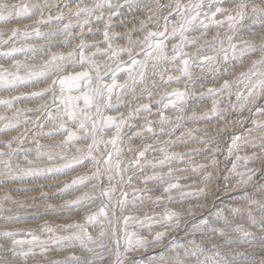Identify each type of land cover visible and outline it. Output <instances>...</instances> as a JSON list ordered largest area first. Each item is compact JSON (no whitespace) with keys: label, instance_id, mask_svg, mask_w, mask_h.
<instances>
[{"label":"snow or ice","instance_id":"6c2138e0","mask_svg":"<svg viewBox=\"0 0 264 264\" xmlns=\"http://www.w3.org/2000/svg\"><path fill=\"white\" fill-rule=\"evenodd\" d=\"M63 2L75 22L69 18L67 23H63L65 15L62 9L53 17L51 9L58 8V5L50 4L49 0H44L43 3L39 0L0 2L2 24L38 17L33 20L32 25L12 28L7 38H4L5 33L0 30V48L11 45L6 51H0V58L11 62L8 67L0 64V92L9 93L7 97L0 96V106L5 109L0 112V133L16 131L21 124H33L42 130L45 124L51 121L53 127L59 131H49L44 135L49 139L64 135V139L58 143L45 145L35 140L37 133L33 132V142L37 145L35 159H28L33 153L21 148L28 136L27 128L10 140L0 141V166L3 168L0 171V185L5 186L3 199L0 200V239L5 243L0 244V252L11 257L0 258V264H41L42 261H48V264H94L95 260L104 264L105 253L97 252L91 247L93 244H98L100 249L107 247L104 243H98L97 237L89 231L90 227L97 226L100 228L99 237H104L109 230L111 232L115 245L114 249L109 247L107 251L108 256L115 257L111 264H144L143 261L130 257H134L137 252H148L150 248H160V251L151 256L147 264H250L251 258L243 250L245 246L252 250L259 248L262 256L258 264H264V31L257 33L252 28L245 29L262 37L259 44L254 40L240 38L245 22L259 24L264 30V0L259 4L252 3L251 0H169L167 4L161 3L160 0H150L146 6L149 15L146 20L140 21V28L119 37L111 31L113 17L118 16L125 7L129 11L139 9L143 0H124L123 4L119 3V0L115 4L112 0H94L92 4H84L80 0L74 6L69 4L68 0ZM153 2L155 7H152ZM228 4L234 7H227ZM105 9L108 10L106 18ZM46 10L48 16L45 18ZM53 20L62 24V28L42 33L39 25H51ZM93 20L98 24L102 23L103 28L92 32ZM149 23L155 26V30L148 28ZM225 26L227 31L221 36V30ZM74 28L78 29V37L73 35ZM86 31L92 36L102 35L103 40L88 43ZM213 31L215 34L211 39H206ZM136 33L144 35L133 40L132 37ZM57 36L67 37L63 41L65 47L75 38L79 39V43L66 54H49L45 49L53 47L51 44L16 45L17 39L27 41L35 37L47 40ZM115 39H127L128 44L114 46ZM89 49L95 51L89 52ZM19 54H23L25 58L16 59ZM45 56L49 58L44 59ZM254 56L258 58L252 59ZM97 57L104 59L98 60ZM248 59H251V64L247 70L236 74L237 66L243 67L244 61ZM36 60L41 61L40 65L35 64ZM77 68L81 70L71 71ZM197 69L200 75L196 74ZM205 74H210L214 83L221 80L223 83L218 88L208 87L206 92L198 97L200 100L212 98L210 110L200 115L193 111L191 116H187L185 113L189 101L196 95L192 86L200 83L203 87V83L207 82ZM230 76L234 78H225ZM48 81L51 83H47ZM45 83L47 86L39 91H20L22 88ZM173 84L179 87L171 90L161 88V85L170 87ZM157 95L159 98L153 101L152 98ZM46 96L50 97V102L44 100ZM215 97L228 100L235 97L236 103L230 104L229 107L240 114L238 122L243 131L233 135L226 157L227 159L234 156L231 171L237 174L238 183L233 189L225 190L244 189L245 191L232 199L242 200L247 207H241L239 204L217 207L214 204L207 213H203L201 210L209 208L207 197L212 195L206 188H199L196 192L185 191V187L196 188L197 185H181L179 177L171 167L167 173L155 172L157 167H164L173 158L178 159L184 153L169 152L165 147H161L159 150L163 157L158 163L146 161L153 168L151 175L145 174V164L141 162L149 150L148 147H143V150L136 149L135 158L127 161L123 154L125 151H134L131 145L127 144L128 141L141 139L145 133L155 135L153 121L150 119L153 115L160 117L159 124L172 125L169 136L183 126L181 122L185 119L196 122L213 117L225 119L220 112L221 100ZM145 99L149 102H143ZM27 100H41L42 103L36 109L17 106ZM122 109L127 111H121ZM168 109L177 113L175 124L164 116V111ZM34 111L41 113L43 121L41 116H37L35 120L28 118L26 113ZM142 113L147 115H141ZM244 113H248V117H244ZM137 119H142L144 124L140 130L131 131L136 127L133 121ZM217 127L220 135L227 130L226 126ZM125 129L131 131V135H128ZM160 131L161 134L164 133L163 127ZM171 143V140L164 141V144ZM201 143L209 145L206 150L211 155L206 159L210 163L198 165L192 171L205 172L204 183L207 184L212 178V173L207 169L215 168L218 163L216 153L220 151L219 141L201 140ZM82 144L84 146H81ZM212 144L216 146L212 147ZM46 148L61 150L43 151ZM242 148L259 151L240 155ZM22 151L28 167L22 168L19 163L13 165V160ZM73 152L77 154H72ZM86 164L93 167L91 176L78 174L70 180L62 181V186L57 188L54 197H48L46 193L41 192L40 197L31 199H58L69 196L86 185H90L92 189L99 188L98 193L85 192L74 199L64 200L59 205H41L45 209L42 214H5L14 211L5 208V203L17 205L19 208L32 207L13 198L10 191H41L44 187L41 185L39 189L25 187L9 190L8 185L22 183L26 178L57 179ZM250 164L262 166L248 167ZM241 165L246 170L237 172ZM137 169L138 175H132ZM140 177V183L144 187H133V180ZM104 180L107 181L106 186ZM149 183L163 185L161 195L155 198L149 195L160 190L149 188ZM128 187H132L131 193L127 191ZM249 188L251 191H248ZM173 191L181 193L178 199L172 196ZM188 198L197 201L204 199L205 202L189 204L187 209L175 210L170 207L173 203H188ZM145 202L164 207L158 212L155 209L145 210L142 216L124 214L128 208H143ZM97 203L99 207L92 211L91 208ZM254 208L258 211V216L257 212L253 211ZM117 210L122 214L119 218L116 215ZM77 212H84V215L80 219L57 224L55 227L45 220L40 231L46 238L37 235L35 231L9 227L47 215L64 214L71 218ZM197 216V219H191ZM81 220L84 222H80ZM242 220L247 221V226L237 223ZM121 221L122 237L118 236V225ZM130 223L134 229L141 231H129ZM250 228L258 229L260 234L250 231ZM58 230L67 234H59ZM181 230L187 237L184 241L178 238ZM142 232H146V235L141 234ZM200 241L213 243L208 245ZM8 242L10 245L6 247ZM222 245H226L229 251L222 253ZM233 245L236 246L235 250H232ZM77 248L95 252V257L84 260L74 251L68 252L69 249ZM52 251L68 254L63 259L53 260L48 255ZM229 256L233 258L229 259ZM236 257L242 259H235ZM251 264L256 262L253 260Z\"/></svg>","mask_w":264,"mask_h":264},{"label":"rangeland","instance_id":"374dc122","mask_svg":"<svg viewBox=\"0 0 264 264\" xmlns=\"http://www.w3.org/2000/svg\"><path fill=\"white\" fill-rule=\"evenodd\" d=\"M1 1V0H0ZM9 1H15V2H17V0H9ZM50 2L49 3H53V5H54V1H56V4L55 5H58V8L57 7H55L56 9H51L52 11L53 10H59V7H60V9H61V7L62 6H64L63 4H64V2H63V0H49ZM53 1V2H52ZM120 2L119 3H121V4H123V2H124V0H119ZM239 0H237V2H238ZM253 0H251V2H252ZM262 1V0H261ZM77 2H80V0H68V3L69 4H72L73 6L75 5V3H77ZM82 2L83 3H87V4H92V3H94V0H91V2H90V0H82ZM112 2L115 4V3H117V0H112ZM149 2H150V0H143V2L141 3L142 5H140V8L139 9H133L132 11H129V9L127 8V7H125V8H123V9H121V11H120V13H119V15L118 16H114L113 17V19H112V21H117V25H116V27H117V29L121 32V35L119 34V35H116L117 37H119V36H124L125 35V33L126 32H129V29H130V31H134L135 29H138V28H140V21L141 20H146V18H147V16L149 15V13L147 12V10H146V6L149 4ZM160 2L161 3H164V4H167L168 2H169V0H160ZM185 2H187V0H185ZM227 7H234V5H232V4H228V5H226ZM152 7H155V3L153 2L152 3ZM65 10V7H62V10ZM63 10V11H64ZM52 11H51V13H52ZM48 11L46 10L45 11V13H44V15H45V18L48 16L47 13ZM107 12V13H106ZM107 14H108V10L107 9H105V18L107 17ZM141 14V15H140ZM147 14V15H146ZM65 16L67 15V14H64ZM136 15V16H135ZM137 15H139V16H137ZM251 15V12L249 11V16ZM132 17V18H131ZM219 18V17H218ZM220 18H222V17H220ZM122 21H121V20ZM66 20V19H65ZM54 22H56L55 20H53V22L52 23H54ZM162 23V22H161ZM92 24L93 25H95V27L96 28H92V32H94L95 31V29H96V31H98V29H102L103 28V24L102 23H97L95 20H93L92 21ZM101 24V25H100ZM121 24H123V25H121ZM29 25H32V24H29ZM249 25V26H248ZM43 25H39V27H42ZM98 26V27H97ZM127 26V27H126ZM134 26H137V27H134ZM247 26V27H246ZM251 26V27H250ZM131 27V28H130ZM239 27V26H238ZM148 28H150V29H152V30H155L154 28H155V26L152 24V23H149L148 24ZM247 28H252V29H254V31L255 32H257V33H259V32H261V31H264V30H262L261 28H260V26H259V24H252L250 21H248V22H245L244 24H243V26H242V31H241V33H240V37H242L241 39H253L257 44H259L260 43V41H261V39H262V37L261 36H259V35H253L252 33H249V32H247L245 29H247ZM123 29V30H122ZM128 29V30H127ZM10 30L11 29H9V30H7V31H5L4 33H5V37L4 38H7V35L10 33ZM30 31H31V29H29ZM125 30V31H124ZM127 30V31H126ZM260 30V31H259ZM9 31V32H8ZM73 31V35H74V37H78V35H77V33H79L78 32V29H73L72 30ZM95 31V32H96ZM111 31L113 32V33H115L114 32V29H113V27H112V29H111ZM223 31V32H222ZM227 31V26H225V28L224 29H222L221 30V36H223L224 34L223 33H225ZM259 31V32H258ZM76 33V34H75ZM243 33V34H242ZM90 34V33H89ZM89 34L86 32V36L88 37L89 36ZM139 34V35H138ZM215 33H214V31L212 32V33H210V35L208 36V37H206V39H211V36L212 35H214ZM144 35V33H136V34H134V37L136 36V37H142ZM245 35V36H244ZM248 35V36H247ZM97 36H99V37H102V40H103V36H101V35H97ZM63 36H57L56 37V39L57 40H59L60 38H62ZM65 37V36H64ZM63 37V38H64ZM96 37V36H95ZM244 37V38H243ZM35 37H33V38H31V39H34ZM60 39V41H58V42H56V43H43V39H38L37 40V38H35L36 40H33V43H38L39 45H36V46H44V45H47V44H51V45H53V47H51V49L53 48V49H60V50H63L64 49V44H63V41L67 38V37H65L64 39ZM255 38H257V39H255ZM31 39H29V40H31ZM29 40H27V41H25V40H23V39H17L16 40V45L17 46H20V45H22V44H27V42L29 41ZM116 40V41H115ZM115 40H113V44L114 43H117L118 44V40H120L121 42H123L124 41V45L123 46H126L127 44H128V41H127V39H115ZM260 40V41H259ZM35 41V42H34ZM21 44H20V43ZM237 42H239V41H237ZM59 43V44H58ZM74 43H76V44H78L79 43V39L78 38H75V39H72V42H71V44L69 45L70 47H75V45L76 44H74ZM19 44V45H18ZM55 44V45H54ZM60 45V46H59ZM74 45V46H73ZM115 45V44H114ZM62 46H63V48H62ZM68 46V47H69ZM8 47H11V45H8V46H5V47H3V48H0V51H6L7 50V48ZM102 47H106V46H104V45H102ZM170 47V46H169ZM66 48V47H65ZM50 49V50H51ZM50 50L49 49H45V51H47L48 53L50 52ZM189 51H192V49H188ZM194 50V49H193ZM21 55H23V54H21ZM24 56V55H23ZM98 58V60H103L104 59V57H97ZM102 58V59H101ZM125 59H127V57H125ZM0 60L1 61H5L3 58L1 59L0 58ZM40 60H36V62H39ZM251 60L249 59L248 61L247 60H245L244 61V64H243V67H244V69L245 68H248L249 66H250V64H251V62H250ZM6 63L7 62H9V61H5ZM31 62V61H30ZM35 62V63H36ZM245 62H247L248 63V66H247V63H245ZM10 63L11 62H9L8 64L10 65ZM40 63V62H39ZM8 65V66H9ZM7 66V67H8ZM247 66V67H246ZM239 66H237V68H238ZM244 69H243V71H244ZM247 70V69H246ZM196 74L197 75H200L199 74V70L197 69L196 70ZM206 76H207V83H213V81H212V77H211V75L210 74H205ZM211 77V78H210ZM157 80H159V78H156ZM49 82H51V81H49ZM220 82V81H219ZM219 82H215V83H219ZM203 85L205 86V85H207L206 84V82H204L203 83ZM172 86H174V84L172 85ZM172 86H170L171 88H172ZM196 86V87H195ZM169 86H167V85H161V88H168L169 90H171V88H170ZM175 87H179L178 85H175L174 86V88ZM193 87V89H195V93H196V95L195 96H193V98H192V100H190V102H189V104H188V106H187V111H189L190 109H191V107H197V108H202L203 109V107L206 105V103H208V101L210 100H212V98H207V99H204V100H200V99H198V97H199V95L201 94V93H199L200 92V90L201 89H203L204 87H201V84L200 83H197V84H195V85H193L192 86ZM197 87H201V89H199V88H197ZM233 91H235V89H233ZM57 92H58V90H57ZM199 94V95H198ZM216 99H220L221 100V104H220V106L222 105V106H224V107H220V112H221V114L222 115H224L225 116V119H223V120H221V119H218V118H216V117H213V118H211V119H205V120H201V121H199V122H196V121H193V120H187V119H185L184 121H182L181 123H182V127L180 128V129H178L175 133H173L171 136H169L168 135V132H169V130H170V128H171V124L169 125V124H166V125H161V124H159L158 122H157V120H152L153 121V124H152V126H153V128L155 129V135H153V134H149V133H145L144 135H143V137L141 138V139H132V140H130V141H128L127 142V144H130L131 145V147L133 148V150L134 151H132V152H128V151H125L124 152V154H123V158L127 161V160H130V159H134L135 158V156L137 155V153H136V149H139V150H143V147H148V146H150V145H152L151 147H148V151H147V153H145V158L141 161L142 163H144L145 164V169H146V173L145 174H147V173H149L150 171V168H148V166H147V163H145L146 162V159L147 158H151V157H161L163 154L162 153H159L158 152V150L157 151H155V153L153 152V153H151L150 152V150L152 149V148H157L158 146L159 147H161V146H164V145H166V144H163L164 143V140L165 141H167V140H171L172 141V143L171 144H169V145H171V146H177V145H180V146H183V147H186V146H188V145H191V144H193L194 142H196L197 144H200V145H202V144H205V143H201V140H208L209 139V141H213V140H218L219 141V143H222V144H220L219 145V148H220V151L219 152H217L216 153V159H217V161H218V163H217V166L215 167V168H213V173H212V178L210 179V180H208V182H207V184H205L203 181H204V178H201L202 177V173L204 174V172H195L194 173V171H191V169H193V168H195V167H190L189 168V166H191V165H193V164H188L189 163V161H191V160H193V159H188L189 157H191L192 155H200V153L201 154H207L209 151H207L206 149L209 147V145H207L208 147H206V149H204V150H202V151H199L198 153H195V154H193V153H187V152H185L184 153V155L182 156V157H180V158H174V159H172L170 162H168V163H166V165H165V167L167 168V167H174L175 165H183V164H186L187 166L184 168V169H187V171H176V173L175 174H178V173H184L185 174V176H186V174H187V176L186 177H184V178H186V179H182V180H180L179 179V182L182 184L183 182L185 183L187 180H195V183H197L196 185H198L199 186V182H200V184H201V182H202V184H205V185H208V183L209 184H211L213 181H214V179H215V181L217 182V184L219 185V190L218 191H209L212 195H210L209 197H207V202H208V205H209V208L208 209H203V210H201L203 213H207L208 212V210L210 209V208H213V205L215 204V206H217V207H225L226 205H232V204H239L241 207H247V204H245L242 200H233L232 199V197L233 196H237L240 192H242V191H245L244 189H235L234 191H226L225 189H233L234 188V186H235V184L236 183H238V177H237V174L235 173V174H232V175H230V176H227V171H229V169L231 168V164L234 162V156L232 157V158H227L226 159V157H227V155H228V147H229V143H228V141H227V139H226V137L228 138H230V137H233V135H238V134H240L242 131H243V129H242V127H241V125H240V123L237 121L238 119H239V116H240V114L239 113H237V112H234L232 109H231V107H229V105L230 104H234V103H236V101H235V97H232V101L231 100H228V99H225V98H222V97H215ZM209 101V102H210ZM234 101V102H233ZM50 102V101H49ZM229 102V103H228ZM204 103V104H203ZM196 105V106H195ZM202 105V106H201ZM201 106V107H200ZM2 107V106H1ZM3 108V107H2ZM38 108V107H37ZM205 108V107H204ZM226 110H225V109ZM4 109V108H3ZM34 109H36V108H34ZM222 109H223V111H222ZM171 111V112H170ZM186 111V112H187ZM33 115H38L39 114V116H41V113H38V112H33L32 113ZM142 114H145V115H147L146 113H142ZM169 115V118H170V120L172 121V124H175V117H176V115H177V113L174 111V110H171V109H168V110H165L164 111V115ZM186 114V113H185ZM239 114V115H238ZM244 115V117H248V113H244L243 114ZM154 116H158V115H154ZM173 116V117H172ZM152 117V116H151ZM150 117V118H151ZM159 117V116H158ZM168 118V117H167ZM44 119V117L43 116H41V120H43ZM228 120V121H227ZM235 120V121H234ZM159 121V120H158ZM237 121V122H236ZM174 122V123H173ZM194 123V122H196L198 125L200 124L202 127H200V128H198L197 130H196V132H195V134L196 135H191L190 133H183V135L181 136V134L180 133H182L183 131H184V127L188 124V123ZM208 122V123H207ZM184 123V124H183ZM203 124V125H202ZM32 126V128H31V126ZM47 125V126H46ZM205 125V126H204ZM224 125V126H223ZM227 125V126H226ZM21 126L23 127H21L22 129H24V127L25 128H27V130H28V136H27V138L25 139V141H24V143L25 142H33V135H32V133L33 132H38L37 133V137L35 136V140H39V138H43V137H46V135H44V134H46L45 132H47V131H50V130H52V131H59V129H56V128H54L53 127V124H52V122L51 121H49L48 123H46L45 124V126H44V128L42 129V130H40V129H38L35 125H33V124H28L27 126H25V125H22L21 124ZM157 126H158V128H157ZM162 126H163V129H164V133L163 134H161V131H160V129L162 128ZM204 126V127H203ZM217 126H220V127H227V130H226V132L223 134V135H220L219 134V128L217 127ZM232 126V127H231ZM234 126V127H233ZM239 126H240V128H239ZM51 127V128H50ZM167 127V128H166ZM157 128V129H156ZM166 128V129H165ZM53 129H55V130H53ZM200 129H203V131H201ZM31 130V131H30ZM183 130V131H182ZM217 130V131H216ZM238 130V131H237ZM240 130V131H239ZM23 131H25V129L23 130ZM23 131H21V133L23 132ZM125 131L128 133V135H130L131 134V131H129L128 129H125ZM158 131V132H157ZM166 131V132H165ZM234 131V132H233ZM42 132V133H41ZM231 132V133H230ZM197 133H198V135H201L200 137L197 135ZM41 134V135H40ZM179 134H180V136H179ZM203 134V135H202ZM218 134V135H217ZM20 135V134H19ZM147 135V136H146ZM180 137H178V136ZM166 138H165V137ZM215 136V137H214ZM154 137V138H153ZM157 137V138H156ZM159 137H160V139H159ZM38 138V139H37ZM47 138V137H46ZM143 138H145V139H143ZM164 138V139H163ZM200 138V139H199ZM202 138V139H201ZM208 138V139H207ZM217 138V139H216ZM32 139V140H31ZM143 139V140H142ZM161 140V141H160ZM200 142H199V141ZM158 141H160V143L158 142ZM156 142V143H155ZM23 143V144H24ZM56 143H58V142H56ZM133 143V144H132ZM51 144H53V143H51ZM127 144L125 145V147H127ZM158 144H160V145H158ZM162 144V145H161ZM188 144V145H187ZM186 145V146H185ZM213 145V144H212ZM211 145V146H212ZM14 147H15V145H13ZM135 146V147H134ZM21 147H23V146H21ZM47 149V148H46ZM246 150V151H249V149L251 150L252 148H242L241 150H240V152L239 153H241V151L242 150ZM61 150V149H60ZM258 150V149H257ZM252 151H253V149H252ZM259 151V150H258ZM31 152H33V151H31ZM196 152V151H195ZM207 152V153H206ZM162 154V155H161ZM153 155H156V156H153ZM161 155V156H160ZM20 156H22V155H18V157H20ZM29 156H32V157H34L35 155H34V153H33V155H29ZM226 156V157H225ZM18 157H16V158H18ZM202 157V156H201ZM225 157V158H224ZM200 158V157H199ZM222 158V159H221ZM35 159V158H34ZM15 160L16 159H14L13 160V165L15 166L17 163H15ZM24 160L25 159H23V160H20V161H18V163H20V164H25V166L26 167H28V165L24 162ZM145 160V161H144ZM220 160V161H219ZM177 162V163H176ZM230 162V163H229ZM250 167L251 166H253L252 164H250L249 165ZM248 166V167H249ZM254 166L255 167H261L262 165L261 164H254ZM84 167H87L88 169H89V172H92V170H93V167H92V165L91 164H87V165H85ZM197 167V166H196ZM222 167V168H221ZM218 169V170H217ZM238 171H241V170H246V169H244V167L241 165V166H239L238 167ZM3 170V168L0 166V171H2ZM157 170V169H156ZM138 172H139V170L137 169L136 171H134V172H132L131 174L132 175H134V176H136V175H138ZM186 172V173H185ZM217 172V173H216ZM226 172V173H225ZM191 174L193 175V176H191ZM216 174V175H215ZM190 175V176H189ZM226 175V176H225ZM201 176V177H200ZM216 176V177H215ZM224 176H225V178H227V179H225L224 178ZM235 177V178H234ZM190 178H192V179H190ZM203 179V180H202ZM235 179V180H234ZM137 180L138 179H134L133 180V182H132V186L133 187H135L134 185L135 184H133V183H135V182H137ZM139 181V180H138ZM225 181V182H224ZM107 185V181L106 180H104V185ZM154 184V185H153ZM201 184V185H202ZM227 184V185H226ZM105 185V186H106ZM149 185H153L152 186V188H159L161 191H162V187H163V185L161 186V184H158V183H149L148 184V187L150 188V186ZM3 186V185H2ZM90 186V185H89ZM144 187V185L143 184H140V186L138 185V186H136V187H140V188H143ZM158 186V187H157ZM161 188H160V187ZM222 186V187H221ZM230 186V187H229ZM207 190L209 189V185L207 186V188H206ZM81 190V188L79 189V191ZM99 188H97V193L99 192ZM221 190V191H220ZM127 191L128 192H132V187H128V189H127ZM198 191V190H197ZM224 191V192H223ZM248 191H251V188H249L248 189ZM90 192H96V189H92L91 188V186H90ZM154 192V191H153ZM176 191H173L172 192V194L173 193H175ZM216 192H218V193H216ZM76 193V192H75ZM152 193V192H151ZM151 193H149V195L151 194ZM215 193V194H214ZM74 194V192L72 193V195ZM175 197H174V196ZM172 196L174 197V199H178L180 196H176L175 194H173ZM232 195V196H231ZM257 196H258V194H256ZM130 198H132L131 197V195H129V199ZM97 200H99V197H97ZM35 201V200H34ZM37 201V200H36ZM188 203H185V204H180L181 205V207H179L178 208V210H180V209H187V207H188V205L190 204V202H191V204L192 205H195L196 203H203V202H205L203 199H201L200 201H197V200H193V199H191V198H188ZM147 203V204H146ZM177 205H179V203H176ZM151 205V206H150ZM14 207H12L11 209H13L14 211L12 212L13 214H18V215H21L20 213H16L15 211H17L16 209H18V210H20L21 208H19L18 206H16V205H13ZM33 206H35V204H34V202L32 203V207H30L29 209H27V210H30V211H34V215L35 214H37V213H39L40 211H37V210H40V209H42L43 211L42 212H44L45 210H44V208H42V207H33ZM95 206H97V207H99V203H97ZM161 206V207H160ZM159 207H156V206H154V205H152L151 203H149V202H145V204H144V207L143 208H128V209H126V211H125V213L126 214H130V215H143V211H145V210H148V209H155V211H160L161 209H162V207H164L163 205H160ZM134 211V212H133ZM142 211V212H141ZM253 211L254 212H257V216L259 215L258 214V211L254 208L253 209ZM42 212H40L41 214H42ZM131 212V213H130ZM39 213V214H40ZM124 213V214H125ZM6 215H7V213H5ZM13 214H9V215H13ZM25 216V214H22L21 216ZM116 215H117V217L119 218V217H121V212L119 211V210H117V212H116ZM198 215H199V213H198ZM29 216V215H28ZM60 216H64V215H60ZM198 218V216L197 217H193V218H191V219H197ZM29 221V220H28ZM244 223L246 226H247V221L246 220H242V221H237V223ZM15 225H18V224H13V225H10V226H15ZM20 225V224H19ZM1 226V225H0ZM38 228V229H37ZM118 228L120 229L119 231H118V236H121L122 237V235H123V225H122V221H121V224L120 225H118ZM132 229H134L133 227H132V225H131V223H130V225H129V231L130 230H132ZM138 231H141L140 229H138V228H136ZM40 231V229H39V227H36V232H39ZM155 230V229H154ZM250 231H253V230H256L257 232H255L257 235H259L260 233H259V230L258 229H256V228H250L249 229ZM41 233V232H40ZM183 230H181V232L178 234V238L181 240V241H184V240H186L187 239V237H185L183 234ZM42 235H44V233H42ZM96 237H97V241H98V243H104L105 245H107V247H105L104 249H100V248H97L98 247V244H93V245H91V247H93V248H97L96 249V251H103L104 253H105V256H104V262L106 263V264H111V262L112 261H114V259H115V257H114V255L113 256H108L107 255V251H108V248L109 247H111V248H115V245H114V243L112 242V239H111V232H110V230L106 233V235L104 236V237H99L98 236V232L96 233V235H95ZM99 237V238H98ZM5 242L3 239H0V242ZM1 243V244H4V243ZM201 243H204V244H208V245H210L211 243H213V241H200ZM123 243V241L121 240V244ZM165 243H168V241H165ZM216 243H219V241H216ZM232 247V250H235L236 249V246L235 245H233V246H231ZM107 249V250H106ZM70 251H74V252H78V251H81L79 248H77V249H75V250H73V249H69ZM244 251H246L247 253H248V255H249V257L251 258V260H250V264H251V261H255L257 264H258V262H259V260L261 259V256H262V253L260 252V249L259 248H256L255 250H252V249H249V248H247L246 246H245V248L243 249ZM250 250V251H249ZM160 251V248H156V249H149V253H152V254H157L158 252ZM229 251V248L226 246V245H222L221 246V252L223 253V252H228ZM55 254L56 256H49V258L50 259H52L53 258V260L54 259H57L58 257H59V259H62V258H64L66 255H67V252H63V253H58V252H55V251H52V252H50V254ZM257 253V254H256ZM61 254V255H60ZM137 254V255H136ZM135 254V257H130V258H136V259H138V260H141V261H144V264H145V262H147V261H145V259H144V256H145V252H139V254H138V252ZM2 255V256H1ZM48 255H49V253H48ZM139 255V256H138ZM5 256V257H4ZM139 257V258H138ZM260 257V258H259ZM0 258H7V259H11V257H10V255H8V254H4V253H2V252H0ZM229 259H232V257L231 256H229L228 257ZM235 259H242V257H236ZM43 262V263H42ZM41 262V264H48V261H47V263H46V261H42ZM147 264V263H146Z\"/></svg>","mask_w":264,"mask_h":264},{"label":"bare ground","instance_id":"6f19581e","mask_svg":"<svg viewBox=\"0 0 264 264\" xmlns=\"http://www.w3.org/2000/svg\"><path fill=\"white\" fill-rule=\"evenodd\" d=\"M61 1V0H60ZM166 1V0H165ZM0 2H6V3H15V1H9V0H1ZM33 2H36V0H33ZM39 2H41V3H43L44 2V0H39ZM50 2V1H49ZM53 2V1H52ZM90 2H91V0H90ZM120 2V1H119ZM239 2V1H238ZM262 1L261 0H253L252 1V3H261ZM51 4V3H50ZM53 4V3H52ZM56 4V1H54V5ZM84 4H87V3H84ZM91 4V3H90ZM64 5V4H63ZM142 5V4H141ZM62 7H64V6H62ZM62 7H61V9H62ZM52 9H56L55 7H53ZM59 9H60V7H59ZM64 10V9H63ZM137 10V9H136ZM52 11V10H51ZM57 12H58V9L57 10H53L52 11V13H51V15L53 16V17H55L56 15H57ZM48 13V12H47ZM107 13V12H106ZM64 14H67L66 16H65V19L66 20H64L63 21V23H67L68 22V19L69 18H71V19H73V22H75V18L74 17H70V13H69V11H68V9H66L65 8V10H64ZM48 15V14H47ZM141 15V14H140ZM147 15V14H146ZM136 16V15H135ZM137 16H139V15H137ZM132 18V17H131ZM220 18V17H219ZM223 18V17H222ZM35 19H38V17H34L32 20H24V21H19V22H17V21H12V22H10V23H7V24H2V23H0V30H2L3 32H5V31H7V30H9V29H12V28H15V27H20V28H23V26L25 25V24H33V20H35ZM121 20V19H120ZM122 21V20H121ZM101 25V24H100ZM111 25H112V27H113V29H114V32H115V34L116 35H121V32L117 29V27H116V25H117V21H111ZM121 25H123V24H121ZM62 24H60V23H57V22H54V23H52L51 25H43L42 27H40V29H41V32L42 33H46V32H49V31H58L60 28H62ZM249 26V25H248ZM98 27V26H97ZM127 27V26H126ZM134 27H137V26H134ZM247 27V26H246ZM251 27V26H250ZM94 28H96L95 27V25H94V27H93V29ZM131 28V27H130ZM112 29V28H111ZM155 29V28H154ZM99 30V29H98ZM123 30V29H122ZM128 30V29H127ZM126 30V31H127ZM95 31H96V29H95ZM94 31V32H95ZM125 31V30H124ZM129 31H130V29H129ZM242 31V30H241ZM260 31V30H259ZM258 31V32H259ZM9 32V31H8ZM87 32V31H86ZM97 32V31H96ZM223 32V31H222ZM127 33V32H126ZM76 34V33H75ZM89 34V33H88ZM224 34V33H223ZM243 34V33H242ZM77 35H79V33H77ZM139 35V34H138ZM102 36V35H101ZM245 36V35H244ZM248 36V35H247ZM64 37V36H63ZM62 37V38H63ZM141 37V36H140ZM62 38H60V39H62ZM65 38V37H64ZM63 38V39H64ZM86 38H87V42L88 43H93V42H97V41H102V37H99V36H97L96 35V37L95 36H92L91 34H89V36L87 37L86 36ZM133 40H135V39H137V37L135 36L134 37V35H133ZM209 38V37H208ZM240 38H242V37H240ZM244 38V37H243ZM60 39L59 40H57L56 39V37H53V38H51V39H47V40H45V39H43L44 41H43V43H56V42H58V41H60ZM245 39V38H244ZM249 39V38H248ZM255 39H257V38H255ZM33 40H36L35 38L34 39H31V40H29L28 42H27V44H30V45H39L38 43H33ZM38 40V39H37ZM249 40H253V39H249ZM116 41V40H115ZM260 41V40H259ZM35 42V41H34ZM118 42V44L117 43H114L113 45L114 46H117V45H119V46H123L124 45V41L123 42H121L120 40H118L117 41ZM20 43V42H19ZM21 44V43H20ZM59 44V43H58ZM74 44H76V43H74ZM19 45V44H18ZM23 45V44H22ZM55 45V44H54ZM21 46V45H20ZM60 46V45H59ZM74 46V45H73ZM62 48H63V46H62ZM51 49V48H50ZM49 49V50H50ZM73 49V47H64V49L63 50H60V49H51L50 50V52H49V54H52V53H55V54H59V53H67L68 51H71ZM193 50V49H192ZM89 52H92V51H95V49H89L88 50ZM25 57L23 56V55H21V54H19V55H17V57H16V59H20V60H23ZM49 58V56H45L44 57V59H48ZM100 58V57H99ZM256 58H258L257 56H254V57H252V59H256ZM2 59V58H1ZM98 59V58H97ZM102 59V58H101ZM249 60V59H248ZM247 60V61H248ZM251 60V59H250ZM10 62V61H9ZM9 62H5V61H1L0 60V64H3L5 67H7L9 64ZM36 62V61H35ZM40 63H41V61H39ZM39 62H36L35 64L36 65H40V63ZM251 62V61H250ZM245 63H247V62H245ZM247 66H248V63H247ZM246 66V67H247ZM243 69H244V67H238V68H236L235 69V73L236 74H238L240 71H243ZM247 68H245L244 69V71L246 70ZM81 69L80 68H77V69H71V71H80ZM175 74H177L178 75V73H175ZM158 78V77H157ZM211 78V77H210ZM226 79H229V80H231V79H233L234 78V76H230V77H225ZM47 83H51V82H47ZM47 83H45V84H40V85H37V86H35V87H26V88H22V89H20V91H23V92H33V91H39L41 88H44V87H46L47 86ZM223 83V81L221 80L219 83H207L206 82V84L207 85H203V89H201V87H197V88H199V89H201L200 90V92L199 93H203V92H206V90H207V88L208 87H220V84H222ZM172 86V85H171ZM175 86V85H174ZM174 86H172V88H174ZM196 87V86H195ZM171 88V87H170ZM196 89V88H195ZM194 89V90H195ZM58 90V89H57ZM15 94H17V93H12V95H15ZM9 95V93H4V92H0V96H3V97H7ZM199 95V94H198ZM159 98V96L157 95V96H154L153 98H152V100L154 101V100H156V99H158ZM44 100H48V101H50V97H44ZM210 101V100H209ZM208 101V103H206V105L203 107V109L202 108H197V107H191V109L189 110V111H187L186 112V115L187 116H191L192 115V112L193 111H195L196 113H197V115H200V114H202L203 112H205V111H208V110H210L211 109V107H212V100L209 102ZM232 101V100H231ZM143 102H145V103H147V102H149L147 99H145ZM190 102V101H189ZM234 102V101H233ZM42 103V101L41 100H27V101H24V102H21V103H18V107H21V108H31V109H34V108H37V107H39V105ZM229 103V102H228ZM204 104V103H203ZM196 106V105H195ZM202 106V105H201ZM200 106V107H201ZM222 106V105H221ZM220 106V107H221ZM222 107H224V106H222ZM225 109V108H224ZM155 108L153 109V111L155 112ZM226 110V109H225ZM5 111V109H3L1 106H0V112H4ZM121 111H127L126 109H122ZM222 111H223V109H222ZM35 112V111H34ZM171 112V111H170ZM33 112H31V113H26V115L28 116V118L29 119H32V120H35L36 119V117L37 116H39V114L38 115H33L32 114ZM112 114H115V113H112ZM9 115H11V113H9ZM141 115H145V114H141ZM239 115V114H238ZM165 117H168L169 118V115H164ZM173 117V116H172ZM159 118L160 117H156V116H152L150 119L151 120H157V122H158V120H159ZM170 119V118H169ZM175 120V119H174ZM43 121V120H42ZM228 121V120H227ZM235 121V120H234ZM238 121V120H237ZM236 121V122H237ZM133 123L136 125V127L135 128H133L131 131H137V130H140V128L142 127V125L144 124V121L142 120V119H137V120H135V121H133ZM174 123V122H173ZM208 123V122H207ZM184 124V123H183ZM23 125V124H22ZM166 125V124H165ZM170 125V124H169ZM203 125V124H202ZM31 126V125H30ZM47 126V125H46ZM205 126V125H204ZM203 126V127H204ZM224 126V125H223ZM227 126V125H226ZM22 127V126H21ZM19 128L18 130H16V131H12V132H9V133H7V134H3V133H0V141H5V140H10L12 137H14V136H17V135H19L20 133H21V131H23L24 129H25V127H24V129H22V128ZM28 127V126H27ZM163 127V126H162ZM200 127H202L200 124L198 125L196 122H194V123H188L185 127H184V131L182 132V133H190L191 135H196L195 134V132H196V130L198 129V128H200ZM232 127V126H231ZM234 127V126H233ZM31 128H32V126H31ZM51 128V127H50ZM157 128H158V126H157ZM156 128V129H157ZM167 128V127H166ZM165 128V129H166ZM239 128H240V126H239ZM33 129V128H32ZM45 129V128H44ZM41 130V129H40ZM53 130H55V129H53ZM31 131V130H30ZM50 131H52V130H50ZM58 131V130H57ZM198 131V130H197ZM217 131V130H216ZM238 131V130H237ZM240 131V130H239ZM47 132H49V131H47ZM47 132H45V133H47ZM158 132V131H157ZM166 132V131H165ZM234 132V131H233ZM36 133H38V132H36ZM42 133V132H41ZM231 133V132H230ZM181 134V133H180ZM180 134H179V136H180ZM41 135V134H40ZM66 135V134H65ZM131 135V134H130ZM151 135V134H150ZM197 135H198V133H197ZM203 135V134H202ZM218 135V134H217ZM147 136V135H146ZM178 136V135H177ZM178 136V137H179ZM199 137L201 136V135H198ZM37 137V136H36ZM165 137V136H164ZM215 137V136H214ZM154 138V137H153ZM157 138V137H156ZM166 138V137H165ZM180 138V137H179ZM38 139V138H37ZM64 139V135H58V136H54V137H52L51 139H49V138H46V137H43V138H39V143L40 144H45V145H47V144H51V143H56V142H59V141H61V140H63ZM143 139H145V138H143ZM142 139V140H143ZM159 139H160V137H159ZM164 139V138H163ZM200 139V138H199ZM202 139V138H201ZM208 139V138H207ZM217 139V138H216ZM226 139H227V141H228V143H229V146L231 145V139H232V137H226ZM32 140V139H31ZM219 140V139H218ZM161 141V140H160ZM160 141H158L159 143H160ZM165 141V140H164ZM199 141V140H198ZM208 141H209V139H208ZM131 142V141H130ZM200 142V141H199ZM156 143V142H155ZM133 144V143H132ZM164 144V143H163ZM220 144H222V143H219V145ZM158 145H160V144H158ZM162 145V144H161ZM188 145V144H187ZM208 144H202V145H200V144H197L196 142H194L193 144H191V145H188V146H186V147H183V146H180V145H177V146H171V145H169V144H166V145H164V146H161V147H165L169 152H175V153H185V152H187V153H193V154H195V153H198L199 151H202V150H204V149H206V147H208L207 146ZM21 146H23V147H21L22 149H23V151H33L32 153H35V150H36V147H37V145L34 143V142H25L23 145H21ZM81 146H84L83 144L81 145ZM152 145H150V146H148V147H151ZM216 145L215 144H213L212 145V147H215ZM135 147V146H134ZM161 147H155V148H152L151 150H150V152L151 153H155V151H157L158 150V152L159 153H162L159 149L161 148ZM5 151L7 150V149H4ZM23 151L19 154V155H22V156H20V157H18V158H15L16 160H15V163H18V161H20V160H23V159H25L24 158V155H23ZM43 151H60V149H58V148H52V149H43ZM196 151V152H195ZM253 151H257L258 152V150L256 149V150H254L253 149ZM252 149L250 150L249 149V151H246V150H242L241 151V153H239L240 155H250L252 152ZM129 152V151H128ZM147 153V152H146ZM207 153V152H206ZM72 154H77V153H75V152H73ZM156 154V153H155ZM163 154V153H162ZM161 154V155H162ZM160 155V156H161ZM211 155V153L210 152H208L207 154H201L200 153V155H192L191 157H189L188 159H193V160H191V161H189V165L190 164H193V165H191V166H189V168L190 167H195L196 168V166H198V165H201V164H209L210 163V161L209 160H207L206 159V157H208V156H210ZM153 156H156V155H153ZM202 156V157H201ZM228 156V155H227ZM163 157V155L161 156V157H151V158H147L146 159V161H151L152 163H158L159 162V159H161ZM200 157V158H199ZM226 157V156H225ZM224 157V158H225ZM28 159H34L35 158V156L34 157H32V156H28L27 157ZM174 159V158H173ZM222 159V158H221ZM234 159V158H233ZM145 161V160H144ZM220 161V160H219ZM58 163H61V161H57ZM21 163V162H20ZM19 163V164H20ZM146 163V162H145ZM177 163V162H176ZM230 163V162H229ZM187 164V163H186ZM186 164H183V165H175L174 167H171L173 170H174V172L176 173V171H181L182 169H184L187 165ZM87 165V164H86ZM232 165V164H231ZM20 166L23 168V167H26L25 166V164H20ZM147 166H148V168H150V172L149 173H147L148 175H151L152 174V172H153V168H152V166H151V164H149V163H147ZM2 167V166H1ZM232 167V166H231ZM250 167V166H249ZM251 167H255L254 165L253 166H251ZM168 168L169 167H157L156 169H155V172H158V173H167V171H168ZM222 168V167H221ZM147 169V168H146ZM245 169V168H244ZM218 170V169H217ZM239 169H237V172H243V171H245V170H241V171H238ZM191 171H192V169H191ZM207 171L208 172H211V173H213V168H208L207 169ZM91 173L92 172H89V169L87 168V167H78L74 172H69L68 173V175H66V176H60V177H58L57 179H49V180H32V179H28V178H26L22 183H14V184H10V185H8L7 186V189H14V188H25V187H27V188H32V189H39L40 188V186L41 185H44V187L42 188V190L41 191H30V192H19V191H10V195L13 197V198H16V199H19V200H21V201H23L25 204H27V205H32V203L34 202V204H35V206H33V207H41V205H44V204H48V203H51V204H56V205H59V204H61L64 200H69V199H74L76 196H80V195H82L83 193H85V192H90V186L89 185H86L85 187H82L81 188V190L79 191H76V193L74 192V194L72 195H69V196H64V197H61V198H58V199H48V200H43V199H37V201L35 200H32L31 199V197H40L41 196V192H43V193H46L47 194V196L48 197H54L55 195H56V193H57V188L58 187H61L62 186V184H61V182L62 181H64V180H70L72 177H74V176H76V175H78V174H87V175H89V176H91ZM186 173V172H185ZM195 173V172H194ZM202 173V172H201ZM217 173V172H216ZM226 173V172H225ZM232 174H235L234 172H232L231 171V168L229 169V171H227V176H230V175H232ZM177 177H179V179L180 180H184V179H186V178H184V177H186L187 176V174H186V176H185V174L184 173H178V174H175ZM202 175V177L201 178H205V172H204V174L202 173L201 174ZM216 175V174H215ZM190 176V175H189ZM191 176H193L192 174H191ZM226 176V175H225ZM225 176H224V178H225ZM216 177V176H215ZM235 178V177H234ZM140 179H142V177H140V178H138V180H137V182H135V183H133V184H135L134 186L136 187V186H140V184H142V183H140ZM190 179H192V178H190ZM203 180V179H202ZM235 180V179H234ZM204 182V181H203ZM225 182V181H224ZM191 184H197V183H195V180L193 179V180H187L185 183L183 182L181 185H184V186H187V185H191ZM201 184H202V182H201ZM200 184V182H199V186L197 185V187L196 188H188V187H185L184 188V190L185 191H191V192H196L197 190H199V188H207V186L209 185V189H208V191H218L219 190V185L217 184V182L215 181V179H214V181L211 183V184H209L208 183V185H205V184H202L201 185ZM237 184V183H236ZM235 184V185H236ZM48 185H52V187H48ZM106 185V184H105ZM154 185V184H153ZM153 185H149L150 186V188H152V186ZM227 185V184H226ZM162 186V185H161ZM143 187V186H142ZM154 187V186H153ZM158 187V186H157ZM160 187V186H159ZM222 187V186H221ZM230 187V186H229ZM161 188V187H160ZM163 188V187H162ZM128 189V188H127ZM152 189H159V188H152ZM238 189V188H237ZM221 191V190H220ZM96 192H97V189H96ZM161 190H159V191H154V192H152L150 195H152L153 196V198H155L156 196H159V195H161ZM224 192V191H223ZM4 193H5V186H2V185H0V200H2L3 199V196H4ZM130 193V192H129ZM216 193H218V192H216ZM173 194H175L176 196H180L181 195V193L180 192H175V193H173ZM172 194V195H173ZM215 194V193H214ZM174 196V195H173ZM232 196V195H231ZM175 197V196H174ZM131 199V198H130ZM204 200V199H203ZM189 202V201H188ZM147 204V203H146ZM190 204H191V202H190ZM17 206V205H16ZM151 206V205H150ZM4 207L5 208H12V207H14L13 206V204H11V203H5L4 204ZM161 207V206H160ZM170 207H172L173 209H175V210H178V208L179 207H181V205L179 204V205H177L176 203H173ZM30 207H27V208H21L20 210H18V209H16L17 211H15L16 213H22V214H25V215H29V216H32V215H34V211H30V210H27V209H29ZM43 208V207H42ZM97 206H93L92 208H91V210L92 211H96L97 210ZM163 208V207H162ZM152 209V208H151ZM211 209V208H210ZM45 210V209H44ZM37 211H40V212H42L43 210L42 209H40V210H37ZM39 212V213H40ZM134 212V211H133ZM142 212V211H141ZM144 212V211H143ZM43 213V212H42ZM131 213V212H130ZM10 213H7V215H9ZM11 214H13V213H11ZM21 214V215H22ZM41 214V213H40ZM126 214V213H125ZM62 215H64V214H62ZM84 215V212H77V213H75L71 218H68V217H66V215H64V216H56V215H47V216H42V218L41 219H30L29 221H27V222H25V223H21L20 225L18 224V225H15V226H9L10 228H13V229H18V228H22V229H25L26 231H28V230H31V231H35L36 232V227H39V229H40V227L44 224V222H45V220H47V221H49L50 222V224L53 226V227H55L57 224H66V223H70V222H72V220H76V219H80L82 216ZM135 215V214H134ZM24 216V215H23ZM199 216V215H198ZM80 222H84L83 220H81ZM239 223V222H238ZM241 223V222H240ZM0 227H2V225L0 226ZM38 229V228H37ZM132 230H136V231H138L137 229H132ZM132 230H130V231H132ZM155 230H158V229H155ZM154 230V231H155ZM39 231V230H38ZM89 231L90 232H92V234L95 236L96 235V233L98 232L99 233V231H100V228H99V226H97L96 228H89ZM41 231H39V232H36V234L37 235H40L42 238H46L45 237V235H42V232L40 233ZM58 232H59V234H62V235H66L67 233H64V232H62V231H60V230H58ZM253 232H257L256 230H253ZM141 234H145L146 235V232H142ZM99 238V237H98ZM151 237H149V239H150ZM3 242V241H2ZM2 242H0V244L2 243ZM98 242V241H97ZM216 242V241H215ZM3 243H5V242H3ZM10 245V242H8V244H6V247L7 246H9ZM97 248H99V247H97ZM97 248H94V249H97ZM152 249V248H151ZM107 250V249H106ZM250 251V250H249ZM68 252H73V251H70V250H68ZM68 252H67V254H68ZM97 252H99V251H97ZM103 252V251H102ZM2 253H4V252H2ZM4 254H7V253H4ZM75 254L77 255V256H79V257H81L82 259H84V260H88V259H93L94 257H95V252H86V251H78V252H75ZM138 254H139V252H138ZM257 254V253H256ZM61 255V254H60ZM137 255V254H136ZM153 255H155V254H152V253H149V252H145V256H144V259H145V261H148V259L151 257V256H153ZM2 256V255H1ZM49 256H56L54 253L53 254H50L49 253ZM139 256V255H138ZM5 257V256H4ZM57 257V256H56ZM135 257V256H134ZM55 258V257H54ZM139 258V257H138ZM233 258V257H232ZM260 258V257H259ZM53 259V258H52ZM57 259H59V257L57 258ZM63 259V258H62ZM144 262V261H143ZM43 263V262H42ZM46 263H47V261H46ZM147 262H145V264H146ZM94 264H99V261L98 260H95L94 261ZM104 264H106L105 262H104ZM257 264V263H256Z\"/></svg>","mask_w":264,"mask_h":264}]
</instances>
